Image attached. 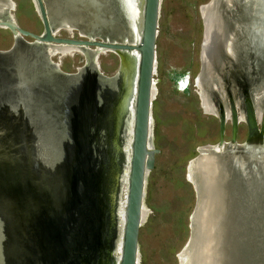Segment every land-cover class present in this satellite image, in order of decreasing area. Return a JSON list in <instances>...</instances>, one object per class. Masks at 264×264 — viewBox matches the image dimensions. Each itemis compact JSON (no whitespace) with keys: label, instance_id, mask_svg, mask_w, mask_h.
Masks as SVG:
<instances>
[{"label":"rangeland","instance_id":"1","mask_svg":"<svg viewBox=\"0 0 264 264\" xmlns=\"http://www.w3.org/2000/svg\"><path fill=\"white\" fill-rule=\"evenodd\" d=\"M11 1L14 4L12 9L4 7L8 8V14L15 23L22 29L39 34L42 25L32 0ZM55 2L63 12L73 10L80 14L78 21L82 25L81 31L77 28L69 32L59 29L55 35L67 37L71 33L77 38L79 32L96 39L123 36L122 18L114 0ZM206 4L208 0H160L152 76L157 81L150 104V144L157 149V153L145 179L144 211L137 236L138 264L181 263L178 256L189 237V219L195 204L193 186L186 178V166L188 163L190 165L200 148L215 146L218 140L217 117L202 109L200 88L196 84V78L201 73L199 64L203 35L199 9ZM48 14L51 23H55L56 12ZM22 39L32 41L30 37ZM12 43V33L0 28V50L8 49ZM54 48L57 47L47 45L46 57L37 54L26 62V56L18 55L16 61L13 60V71L8 70V75H3L5 84L13 76L17 88L5 89L0 94L8 104L4 109L7 121L0 118V264H31L28 252L21 251L12 256V252L8 251L11 244L8 242L9 235L17 234L16 230L20 229L12 212H22L24 205H30L46 214L49 210L51 212L49 205H53L42 192L46 187L36 179L35 172L39 173L44 167L27 160L28 155L32 152L34 161L37 154L41 161L47 158L57 160L60 155L57 140L68 135L69 158L65 159L62 168L63 174H67L64 181L67 189L62 190L60 203L56 206L58 215L64 218L65 229H59L61 235H54L49 228L40 226L42 228L34 233V237L36 241L46 243L49 251L55 248V256L45 254L46 264L90 263L95 252L99 257L103 252V244L100 243L104 242L101 231L103 224L93 215L96 198L91 178L97 173L95 166L103 152L101 142L104 133L99 122L104 101L112 94V77L118 69V57L110 51L97 54V74L90 62L96 49L69 48L64 52H54ZM248 53H251V49H248ZM55 62L58 63L56 68L51 65ZM244 62L248 70L244 71L242 79L247 78L250 85L259 73L258 67L249 54ZM0 66L5 67V63H0ZM77 68H81L79 76L59 75L75 74ZM124 73L127 72L124 70ZM182 73L189 75V78L194 74L195 86L189 82L188 89L179 92L175 88L174 76ZM209 98L214 102L212 94ZM15 102L17 105L13 106ZM67 103L74 106L72 108L76 112L71 123L63 119L67 116L64 114ZM5 122L12 123V126ZM230 132V121L227 120L224 124V141L229 140ZM245 137V123L238 122L235 141L241 143ZM8 195L13 201L5 204L12 199L4 201L3 196ZM123 196V186L119 182L115 206L117 199L121 201ZM115 221L117 234V217ZM66 233L75 234L76 237L68 246L64 243L65 249H62ZM105 244L109 248V243ZM109 252L116 256L113 249H107L106 254Z\"/></svg>","mask_w":264,"mask_h":264},{"label":"water","instance_id":"2","mask_svg":"<svg viewBox=\"0 0 264 264\" xmlns=\"http://www.w3.org/2000/svg\"><path fill=\"white\" fill-rule=\"evenodd\" d=\"M8 2L12 3L11 7H13V2L11 0H8ZM32 2L42 25L39 34L20 28L8 14V11L4 9L5 7L0 9V28L8 29L13 35L12 45L6 50H0V63H5V67L0 66V94L5 89L17 88L13 76L6 84L3 82V75H8V70L13 71V60L16 61L18 55L26 56L25 62L38 55L46 57L45 45L48 43L77 45L83 50L92 47L93 50L103 48L104 50H120L130 53L135 49L137 52L136 62L128 69V78L130 77L129 71L135 70L134 82L132 80L133 86H129V88L126 85L127 76L122 75L121 72L124 62L123 55L121 53L117 55L118 69L112 77L114 81L112 94L107 101H104L105 104L102 106L104 109L102 108L99 122L106 136L104 141L101 142L103 152L98 160L99 163L95 166V172L97 171V173L91 178V182L95 187L96 198L93 215L97 217L98 222L103 224L101 231L105 241L109 240L111 251L116 237L114 230V222L116 223L115 204L117 187L120 182L121 157H124V154L126 155L119 139L120 128L122 120L129 114L131 130L127 159L126 192L122 211L120 251L116 264H138L137 236L143 218L145 179L148 171L153 167L154 155L157 153V149L152 148L150 144V104L154 95L152 76L155 65V39L160 0H139L137 18L139 34L135 43H127L124 40H109L106 37L96 39L86 34H80L81 38L78 39L56 36L57 31L52 30V25L48 19L45 0H32ZM126 2L127 11L130 13L129 18L132 21L131 12H134V2L133 0H130V3L127 0ZM208 4H216L220 7L221 16L227 30L232 29L236 38L234 42L235 59L225 57L226 55L222 54V59H225V61L219 66L225 89L224 98L220 99L216 93L212 94L213 101L218 109V115H216L218 140L216 144L220 148L219 150L210 148L209 152L216 154L221 162L222 183L220 187L224 194L223 214L219 221V228L215 231L216 257L214 264H264V121L259 123L254 111L253 97V92H260V88L264 87V0H231L229 6L225 5L224 0H208ZM202 21L204 22V20ZM234 22L238 26L233 27ZM23 37H30L32 41L25 42L22 39ZM248 42L251 45L253 44V52L257 51L258 62L256 66L259 72L250 85L247 78L242 79L244 71L247 72L248 70L245 66V58L242 57L243 51L245 52L246 47L250 45L247 44ZM255 47H258V49L256 50ZM90 62L93 70L99 74L95 61L91 60ZM51 65L57 67L56 64L51 63ZM200 69L201 65L199 64V71ZM80 70L81 68H77L75 74L60 73L59 75L79 76ZM128 85H132L129 79ZM126 88L129 89L132 95V104L124 107L127 100ZM15 105H17V102L13 106ZM7 106L8 104L0 96V118H5L6 121L8 118L4 109ZM222 106L228 107L230 110L231 132L228 141L223 140L226 119L221 110ZM72 107L74 106H70L69 103L64 105V114L67 116L63 119H68L69 123L74 120L73 118L76 115L75 108ZM108 107H111L109 121L104 124V114ZM237 108L244 113L246 126V137L241 143L235 141L238 124ZM5 123L12 126L10 122ZM258 124L259 126H257ZM0 138H2L1 133ZM57 141V145L60 147L58 150L60 155L57 160L47 158L41 161L37 154V157L34 155V161L32 152L29 153L27 159L32 160L35 165L39 164L44 167L39 173L35 172V174L38 182L46 187L42 192L53 205H49L51 212L49 210L45 214V211L30 205H24L22 212H12L20 229L16 230L17 234L9 235L8 242H11V244L8 245V251L12 252V255L21 253V251L28 252L32 255L31 259H35V264H46L44 261L46 259L45 254L48 253L49 257H53L57 253H55V248L49 251L46 247L47 244L42 243V240L36 241L34 233L36 234V231L42 228L40 226H43L44 229L49 228L48 230H52L54 235L55 233L61 235L59 229H65L64 218L60 216L61 214L58 215L59 209L56 206L60 203L62 190L66 188L67 177L65 176L67 174H63L62 168L65 159L69 158L67 153L69 135L63 139L59 138ZM200 155L197 152L192 159H196ZM188 165L189 163L186 166V178L192 184L195 193V204L190 214V217H192L196 213L199 189L190 179L194 173L189 170ZM3 197L4 201L12 198L9 195ZM12 201L13 198L4 203L9 204ZM8 213L10 212L6 214ZM192 224L193 221L189 219V237L180 252L188 251L191 246L194 234ZM112 232H114V235H112ZM62 235L64 237V234ZM41 236L44 239L45 234ZM71 236L69 233L65 234L64 239L66 240L62 242V249H65L64 243L68 246L72 240H75V234ZM12 237L14 240H12ZM57 257L59 258V256ZM110 260L111 262L114 260V256L110 252L105 257L103 256V259L102 256H97L95 252V256L91 258L90 263L80 261L79 264H112Z\"/></svg>","mask_w":264,"mask_h":264},{"label":"bare ground","instance_id":"3","mask_svg":"<svg viewBox=\"0 0 264 264\" xmlns=\"http://www.w3.org/2000/svg\"><path fill=\"white\" fill-rule=\"evenodd\" d=\"M224 1L226 2L225 4L226 6L231 5V0H224ZM133 2H134L133 7L134 6L136 7L133 12L135 14L134 19L132 20L133 34L130 36V41L128 43L137 42L138 34H139L137 28V24H138L137 18L139 12L138 4L140 5V3L139 0H133ZM4 6H7L9 9L13 8L11 7L12 3H9L8 0H0V9H2ZM7 7H5V10H8ZM200 12L202 14V20H204V22L202 21L204 27V39H203L204 44L202 45L203 52L201 56V69H200L201 73L198 75L197 78V84L198 87L200 88L199 98L201 102V107L203 106L202 109L216 116L218 115V109L216 108L215 103L214 104L212 103L213 105L211 104L209 95L213 93H216L218 95L219 93V95L222 98H224L225 89H224L223 78L221 76L222 73H220L219 71V66L222 65L223 61H225V59L224 60L222 59V54L226 55L225 57H232L233 59H235L232 48L233 46L232 42H234L236 38L233 35L234 31L232 29L227 30L225 22L221 16L220 7H218L216 4L203 5L200 7ZM126 20L129 21L128 15ZM236 26H238V24L234 22L233 27ZM47 45L51 46V43L46 44L45 47ZM54 45H59L61 47H68V48H79L77 45H69V44H54ZM95 49L97 50L96 53L98 52L97 54L107 51L114 52L117 55L118 53H121V55H123L124 58L123 60L124 62L122 61L123 62L122 70H121L122 75L126 74L127 76L126 77L127 87L129 88V86H133L132 80L135 75V70L133 69L132 72L129 71L130 72L129 78L127 74L129 67L136 62L137 52L135 51V49L132 50L130 53H128L127 51H120V50H104L103 48H95ZM126 60H128L129 64L127 63ZM154 69H155V65H154ZM124 70L127 73H124ZM127 79H129L132 85H128ZM189 82H190V78L188 77V83ZM155 83L156 81L153 78L154 92H155ZM128 88H126L127 100H126V104H124V107L126 105L130 106L132 104L131 102L132 95L130 94ZM260 89H261L260 92L255 91L253 93L254 103H255L254 111L256 116L258 117L259 123L261 121H264V87ZM221 110L226 121L230 120V110L228 109V107L222 106ZM237 110L238 112L236 113V116L238 122L244 121V113L238 108ZM110 112H111V107L110 108L108 107L104 114V119H103L105 121L104 124H106V122L109 121ZM130 124H131L130 116L128 114L126 118L122 120V126L120 128V136H119L123 150L126 151V155L124 154V157H121V164H120L121 169L119 176L120 185L121 187L123 186L124 196L121 199V201L119 198L117 199L116 217L119 225H117V234L114 239V246H113L114 249L113 251L114 253H116L115 254L116 256L114 257V260L112 262L110 260L112 264H116L120 251L121 222H122V211L124 207V199L126 192L127 159H128V147H129L130 130H131ZM257 126H259V124ZM126 134L127 136L125 139ZM105 137L106 136L104 133L103 141ZM210 148L214 150H219L220 146L216 144L215 146H205L203 148H200L198 152L201 155L198 158L193 159L189 165V170H191V172L194 173L193 176L190 177V179L194 185L198 186L199 197H197L198 202L196 207V213L193 214L190 219V221H193L192 224L193 225L192 229L194 233L193 239L191 242V246L189 247V250L185 252H181L179 254L178 259H180L179 261L181 262L180 264H214L215 261V257H216L215 231L217 230V228H219L220 225L219 221L223 214L224 194L220 187L222 183V177L220 173L221 162L219 158L216 156V154L209 152Z\"/></svg>","mask_w":264,"mask_h":264},{"label":"flooded vegetation","instance_id":"4","mask_svg":"<svg viewBox=\"0 0 264 264\" xmlns=\"http://www.w3.org/2000/svg\"><path fill=\"white\" fill-rule=\"evenodd\" d=\"M129 3H130V0H127ZM114 2H115V4L117 5V8H118V10H119V13H120V15H121V18H122V23H123V27H124V29H123V36H121L120 38H117V39H115V38H108V37H106L107 39H109V40H115V41H118L119 39V41H121V39L122 40H124V41H126L127 43L130 41V35H132L133 33H132V26H133V22L130 20V18H129V12L127 11V2H126V0H114ZM45 4H46V10H47V15H48V19H49V22H50V24L52 25V30L54 31H56V30H59V29H65L66 31H71L72 29H74V28H77V29H81L82 28V25L80 24V22L78 21V17H79V15L80 14H77V12H75V11H73V10H68V12H63V11H61L60 9H59V7H57V5H56V2H55V0H46L45 1ZM135 6H134V10H135ZM133 11V10H132ZM50 12H56V20H55V23H51V19L49 18L50 16H49V14L48 13H50ZM199 13H200V18H201V21H202V14H201V12H200V9H199ZM127 15H128V18H129V21H127L126 20V18H127ZM134 13H132L131 12V16H132V18L134 19ZM132 19V20H133ZM131 24V25H130ZM135 25V24H134ZM202 25H203V23H202ZM131 26V27H130ZM57 28V29H56ZM203 29H204V27H203ZM78 30V31H79ZM81 31V30H80ZM81 34V33H80ZM79 34V32H77V38H74L73 37V34H71V33H68V36L67 37H71V38H74V39H78V38H81V35ZM56 36H58V35H56ZM60 37V36H59ZM128 38V39H127ZM132 38V37H131ZM203 39H204V33H203V35H202V42H201V45H200V63H201V56H202V52H203V50H202V45L204 44L203 43ZM236 41V40H235ZM234 41V42H235ZM234 42H232V44H233V46H232V48H233V52H234V56H235V47H234ZM247 44H250L249 42L247 43ZM253 45V44H252ZM251 44L250 45H248V47H246V49H245V52L243 51V54H242V57H243V59L244 58H246V57H248V54L249 55H251V57L255 60V64L258 62V56H257V51L255 52H253V50H254V46H252ZM51 46L52 47H57V48H54V52H57V51H61V52H64V51H66L67 49H69L68 47H61V46H59V45H54V44H51ZM204 47V46H203ZM256 48V47H255ZM81 49V48H80ZM248 49H251V53H248ZM258 49V47L256 48V50ZM114 53V52H113ZM97 54V53H96ZM96 54L94 53V54H92V57H91V59H90V61L91 60H94L96 63H97V59H98V56H96ZM116 54V53H115ZM117 55V54H116ZM54 64H56V66H58V63H54ZM188 77H189V75H188ZM197 78H198V76H197ZM197 78H196V84H197ZM194 81H195V76H194V74L193 75H191V78H190V82H191V84L193 85V86H195V83H194ZM223 84V83H222ZM197 86H198V84H197ZM218 96L220 97V99H222V97L219 95V93H218ZM211 102V101H210ZM235 102H236V100H235ZM214 104V102H211V104ZM212 104V105H213ZM203 107V106H202ZM214 107V106H213ZM205 111V110H204ZM206 112V111H205ZM239 118H240V116H239ZM103 240H104V243L102 242V244H103V252H102V255L101 256H104L105 257V255H107L106 254V251H107V249H109V248H107L105 245V239H104V237H103ZM106 242H108L109 243V240H107ZM107 243V244H108ZM15 254H17V253H15ZM29 256H30V258H32V255H30V254H28ZM13 256V255H12ZM31 260V264H35V259L34 260H32V259H30ZM18 264V263H17Z\"/></svg>","mask_w":264,"mask_h":264},{"label":"built area","instance_id":"5","mask_svg":"<svg viewBox=\"0 0 264 264\" xmlns=\"http://www.w3.org/2000/svg\"><path fill=\"white\" fill-rule=\"evenodd\" d=\"M188 75L184 76L183 78L177 77L174 80L175 88L179 92H184L188 89Z\"/></svg>","mask_w":264,"mask_h":264},{"label":"clouds","instance_id":"6","mask_svg":"<svg viewBox=\"0 0 264 264\" xmlns=\"http://www.w3.org/2000/svg\"><path fill=\"white\" fill-rule=\"evenodd\" d=\"M187 74L182 73L179 77L183 78L184 76H186Z\"/></svg>","mask_w":264,"mask_h":264},{"label":"trees","instance_id":"7","mask_svg":"<svg viewBox=\"0 0 264 264\" xmlns=\"http://www.w3.org/2000/svg\"><path fill=\"white\" fill-rule=\"evenodd\" d=\"M177 77H179V75H175V76H174V80H175Z\"/></svg>","mask_w":264,"mask_h":264}]
</instances>
